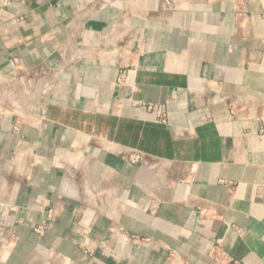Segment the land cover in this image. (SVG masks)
<instances>
[{"label":"crops","instance_id":"obj_1","mask_svg":"<svg viewBox=\"0 0 264 264\" xmlns=\"http://www.w3.org/2000/svg\"><path fill=\"white\" fill-rule=\"evenodd\" d=\"M263 127L264 0L0 6V264H264Z\"/></svg>","mask_w":264,"mask_h":264},{"label":"built area","instance_id":"obj_2","mask_svg":"<svg viewBox=\"0 0 264 264\" xmlns=\"http://www.w3.org/2000/svg\"><path fill=\"white\" fill-rule=\"evenodd\" d=\"M14 1H16V0H0V6H2V7L9 6ZM149 108L156 115V117L160 123H163V124L166 123V112H165V107L163 105H160V104L154 105V106L149 107ZM261 130L263 131L264 127ZM140 160H141V156L139 153H132L129 155V161L130 162L137 163Z\"/></svg>","mask_w":264,"mask_h":264}]
</instances>
